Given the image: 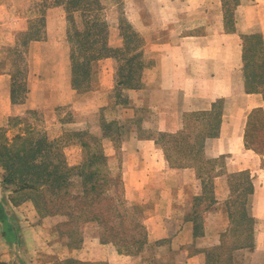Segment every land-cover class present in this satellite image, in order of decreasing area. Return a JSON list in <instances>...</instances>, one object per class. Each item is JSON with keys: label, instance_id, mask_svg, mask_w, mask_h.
Returning <instances> with one entry per match:
<instances>
[{"label": "crops", "instance_id": "obj_1", "mask_svg": "<svg viewBox=\"0 0 264 264\" xmlns=\"http://www.w3.org/2000/svg\"><path fill=\"white\" fill-rule=\"evenodd\" d=\"M19 6L15 3L13 13L2 10L11 9V4H0V36L14 40L42 17L32 8L23 5L24 10H20L22 5ZM133 7L135 17L127 19L141 41L135 52L150 58L151 62L144 70L143 85L125 91L129 100H118L113 95L118 86L116 54L93 62L87 88L79 89L71 84L69 55L58 37L67 32L69 13L60 4L46 9L45 35L26 41L27 92L19 105L27 109L73 108L81 113L104 107L134 110L129 119L120 114L106 119L118 122L121 136L120 142L112 147L107 144L104 152L109 157L120 154L125 190L143 209L141 219L147 228V239L167 252V264H206V249L219 245L222 233L231 224L226 205L231 191L224 175L249 172L253 191L249 194L248 206L255 217V245L236 249L234 257L238 264H264V204L261 206L259 202L264 196V155L247 146L245 139L250 113L264 108V90H247L242 36L246 32L244 24L255 23L264 39V0L247 5L238 2L234 23L230 26L225 20L223 0H135ZM193 15L204 20L205 26L183 32L189 21L196 19ZM209 15L215 17V22L209 21ZM128 21L122 18L119 22L122 34L119 46L127 41ZM209 22L214 29L209 27ZM11 78V60L0 55V125L15 107ZM213 109L219 110L221 124L218 134L207 140L205 153L225 160L217 164L221 172L214 178L215 199L211 203L207 201L200 210L203 189L197 168L170 165L156 133H176L183 127V114ZM140 110L147 114L138 116ZM135 115L136 119H132ZM6 200L7 208L14 206L9 219L21 231L24 259L28 263L47 264L39 257L59 246L53 252L63 251L61 260L143 264L144 255H132L121 251L114 242L102 240L97 221L85 223L78 244L64 245L56 239L43 241L29 220L31 213L26 211V205L30 203L15 206L9 195ZM63 218L57 214L45 219L55 222ZM4 229L0 221V260L9 263L8 250L13 247V240L5 237Z\"/></svg>", "mask_w": 264, "mask_h": 264}, {"label": "trees", "instance_id": "obj_2", "mask_svg": "<svg viewBox=\"0 0 264 264\" xmlns=\"http://www.w3.org/2000/svg\"><path fill=\"white\" fill-rule=\"evenodd\" d=\"M239 1L240 0H234L232 4L230 2V5L227 0H224L225 20L229 26L233 25L234 23V9ZM56 2L65 3V0H56ZM66 3L67 4L65 5L67 6L70 15H72L74 11L81 10L83 11V15L89 17L88 22L85 21L87 23L88 29L86 27L84 31H77V29L72 28L68 31L71 40H74L76 38L75 35L78 34L80 36V40L84 41L82 44L86 47V49L84 48L83 52L80 54H83L82 59H79L81 60V64H85V69H83L82 73H78L76 70L73 76V86L79 89H84L90 84V74L92 71L93 62L103 56L116 54V51L113 50L112 47H108L107 44L99 45L102 49V51L99 52L97 49H90V47H94L92 42H94L97 46V42L101 40L99 39L100 37L96 38L95 35L93 36L95 33L92 32V27L97 25L96 28H98L100 23H104L103 25L106 23L105 20L103 21L100 19V11L103 7L100 2L97 1L96 3H92L91 1L85 2L83 0H68L67 2L66 0ZM92 16L95 20L94 22L91 20ZM36 23H34L30 29L25 32L26 36L30 34L28 39H37L41 37L40 34L38 35L39 29L41 27L39 28ZM90 23L92 26H90ZM100 33H103V31L101 30ZM126 36L127 44L131 41H134L133 38L135 36L134 46H132V48L129 47L131 49V56L126 59L127 64H131L135 68L131 69V73L129 72V74H127L125 80L120 78L118 84H120V82H125L127 86L132 85L136 87L140 85V74L147 66V63H145V59L140 53L135 52V50L141 46V41L139 38H136L135 34L133 36L129 33ZM242 36L247 90H264L263 35L261 32H253L244 33ZM127 44L125 46H128ZM124 53L127 54L126 51H124ZM196 117L201 121V125H195V128L200 127V131L198 132H195L192 129L189 122L191 119L195 120ZM117 123V121L109 122L106 120V124L109 126L115 125ZM220 124L221 114L218 109L186 113L183 127L178 132L160 133V137H158L157 140L162 144L167 159L171 165H193L197 168L199 177H202L201 170L203 165L205 166L204 163L206 162V164L209 163V170L203 174V176L206 175L205 177L213 179L216 175H219V173L216 171L218 159L207 157L204 153V148L207 139L218 134ZM116 128L117 131H115V133L118 137H120L121 130L119 124ZM102 136L111 137V130L108 131L105 129L102 132ZM245 139L247 146L264 155V108L255 109L250 113ZM50 144L51 142H45L43 146L39 145L34 147L32 152L41 153L42 156H45V154H50L52 152V150L48 148V145ZM45 148L46 150H44ZM174 152H177L185 159H183V161L174 162V159L178 157ZM29 155L30 154H28L26 148L19 149L18 151L15 150L14 152L11 150L0 152V161L7 171L4 181L2 180L3 183L5 182L9 183V185H13L14 191L16 193L22 192L27 196V198L34 200L38 209L42 212L44 210L46 213L50 214L64 213L71 217L74 210H80L78 216L83 218L79 219V221L82 220L83 223L88 221H97L100 226L101 239L104 241L114 242L118 245L121 251L134 253L145 246V242L147 240V228L141 219V210H137V207L132 209V211H129L128 208L126 210L124 198L112 193L111 183L113 184L115 177L111 175L112 171L108 166V156L104 152L103 148H100L99 150H93L89 153L87 152V157L85 156L86 159L76 167L70 166L65 161L66 156L64 159L62 158L58 160L54 167H52L53 163L47 161H42L43 164L24 162L23 166L16 163L21 162L23 158H29ZM200 155V162H198L195 160V157ZM17 158L18 161H15ZM241 175H246V178L243 179L241 183L238 182V184L236 183L237 180H235V178ZM76 176L81 177L82 187L78 191H74L72 189L73 179ZM228 178L231 179L229 180V183L231 184L230 188L233 189V192L226 200V205L228 206L231 217V224L227 230L222 233L221 243L213 247L209 253H207V258H210L212 255L217 260L218 257L221 263H223L222 259L224 260V258H227V264H233V256L236 249L242 247H253L255 245V217L250 213L248 206V197L253 191L251 174L247 171L228 173ZM33 190L40 195L37 197L27 194L29 191L31 192ZM46 192L52 193L50 195H46L45 197L44 194ZM205 194L207 198L211 200V202L214 201V187L207 190ZM98 198L99 201L102 199L106 201L110 200L112 204L107 203L106 206L109 205L107 208H104V206H96L95 201ZM235 199L240 200L233 202ZM118 201L120 203H118ZM72 207L73 209L67 210L68 208ZM112 211L116 217L120 218L119 222L134 220L135 223L133 224V229L126 233L116 229L114 226L109 225L107 222L111 220ZM0 221L3 223L5 228V237H7L9 240H14V237L10 235L9 232L15 230L16 227L9 219V211L7 206L1 201ZM235 224L238 225L237 228L235 227ZM232 230H235V236H233L234 238H231L232 235L230 236ZM138 233L139 235L137 236ZM126 234H128V238L125 237ZM82 237L83 236L81 234V237L79 241L76 242V244L82 240ZM128 240H133V243H129ZM71 261L74 263H82L74 259H71Z\"/></svg>", "mask_w": 264, "mask_h": 264}, {"label": "rangeland", "instance_id": "obj_3", "mask_svg": "<svg viewBox=\"0 0 264 264\" xmlns=\"http://www.w3.org/2000/svg\"><path fill=\"white\" fill-rule=\"evenodd\" d=\"M81 1V0H80ZM83 1H91L92 3H96L97 1L102 4L101 8V18L103 21L105 20V25L104 23H100L98 28H96L97 25H94L92 27V32L93 36L95 35L96 38L100 37L97 40V46L95 45L94 42H92V45H94L93 48L90 47L91 50L97 49V51H102L100 48L102 44H107L108 47H112L113 50L116 51V57L118 58L117 61L115 62V79L117 78V82L119 81L120 78L126 79L127 74L129 72L131 73V69L135 68L131 64H127V60L131 55V49L132 46H134L135 43V36L134 34L136 33V30L132 24H130V20L128 21L127 18L129 19H134V2L135 0H83ZM228 3L231 4L234 2V0H227ZM241 3L247 5V4H252L255 0H240ZM239 1V2H240ZM258 1V0H256ZM68 2V0H67ZM224 2V0H223ZM17 3L18 5H25L27 7L32 8L36 14L42 15V17H39L37 19L36 25L40 28L38 35L40 34V38L45 35V27H46V19H45V12L46 9L51 8L56 5H64V7L67 9V6L65 3L61 2H56V0H0V4H11V9L4 8L2 10H12L13 6ZM83 3V2H82ZM80 3V4H82ZM230 4V5H231ZM19 6V7H20ZM128 9L125 10V8ZM237 6V5H236ZM18 7V8H19ZM225 8V6H224ZM1 10V8H0ZM13 11V10H12ZM125 11L128 13L125 15ZM235 11L234 9V16H235ZM14 13V11H13ZM69 13V11H68ZM68 14V19L66 23V29L67 32H62L58 37H61V41L64 43V47L66 50V53L69 55V81L73 85V76L76 70L78 73H82L83 69H85V64H81V60L83 57V54L80 55L83 52V49L86 47L82 44L84 41L80 40V36L76 34V38L74 40H71L69 37V29H77V31L80 30H85L87 27L88 18L86 15H83V11L77 10L74 11L72 15ZM214 15V14H212ZM70 17V19H69ZM72 17V18H71ZM194 18L197 16L193 15ZM122 18L128 21V25L126 26V31L129 34H132L134 36V41H131L130 43H124L122 46L118 45L121 32H119V22L122 20ZM209 21L215 22V17L209 15L208 17ZM40 20V22H39ZM91 20L93 22L95 21L93 16L91 17ZM71 21V22H70ZM86 21V22H85ZM205 21L201 20L200 18L192 19L189 21L186 29L183 32L186 31H194L195 29H199L198 27H204L205 26ZM74 24V25H73ZM214 29V25H212L210 22L208 23ZM89 25V23H88ZM246 27L244 28L246 30L245 33H254L259 32L258 29L259 26L255 25V23L248 25V23L244 24ZM90 26L91 23H90ZM209 28V30H210ZM88 29V27H87ZM103 31V33H100V31ZM253 30V31H251ZM106 33H105V32ZM251 31V32H249ZM99 32V33H98ZM22 35H18L15 37L14 40L10 38H4L5 36H0V55H4V57H8L11 60V86H12V101L15 104V107L13 108V113L7 117L4 121H2L0 125V152H6L8 150L11 151H18L19 149H25L28 151L29 158H23L21 162H16L19 165L24 164V162H29V163H40L43 164L42 161H47L51 162L52 167L55 166L56 162L60 159H64L65 161L70 165V166H78L80 163H82L86 159V153L92 152L93 150H99L100 148H104L107 146V144H110V147H112L114 144L120 142V137H118L115 133L117 131L116 127L118 126V123L112 126H109L106 124V119H111V117H114L115 115H122L125 119H129L131 115H133L134 110L133 109H128V110H117L116 108H109L104 107L100 108L98 110H94L89 113H81L73 108H64V107H57L55 110H49V109H27L22 107L23 103V98L27 92V82H26V64H25V52H26V39H28V36L30 35H25V32H23ZM80 33V32H79ZM113 35V36H112ZM112 36V38H111ZM114 37V38H113ZM39 39V38H37ZM112 44V45H111ZM116 46H113L115 45ZM128 46H125V45ZM125 46V47H124ZM130 47V48H129ZM103 48V47H102ZM126 51L127 54L123 55L120 54L121 52ZM75 53V54H74ZM74 54V56H73ZM81 56V57H80ZM145 63H147V66H150V58H145ZM148 59V61H147ZM147 66L142 70L140 74V85L139 86H127L125 82L118 84V86L114 89L113 95L116 96V98L119 100H129L128 95L125 94L126 90L129 89H136L139 88L141 85H143V73L144 70L147 68ZM148 66V67H149ZM79 69V70H78ZM147 114V111L145 110H140L138 112V116H143ZM118 117V116H116ZM184 117L185 114H183V122H184ZM191 118V117H190ZM107 119V120H108ZM122 119V118H121ZM132 119H136L133 116ZM207 119V118H206ZM61 122H63V127H61ZM190 126L195 132L200 131V127L195 128V125H201V121L197 119V117L194 119H191L190 121ZM107 129L108 131L111 130L112 136L108 137L111 139H106L104 140L105 137L102 136V132ZM61 133V134H60ZM156 137H160V133H156ZM161 139V138H160ZM208 140V139H207ZM45 142H51L50 145H48V148L52 150L50 154H45V156H42L41 153H34L32 152V149L34 147H37L39 145H44ZM207 142V141H206ZM85 143V144H83ZM113 143V144H112ZM161 144V143H159ZM162 146V144H161ZM46 150V148L44 149ZM205 150V148H204ZM176 156L174 159V162H179L183 161V156H180L177 152H174ZM205 153V151H204ZM207 157H210L205 153ZM86 156V157H85ZM108 156V166L111 168L112 171V176L115 177L113 180V184L111 183V189L112 193L116 194L118 196H122L124 198L125 202V209L129 211H132V209H135L137 207V210H143L138 204H136L132 200V195L127 193V190H125V186L123 184V179H122V172H121V156L120 154L112 155L111 157ZM200 156H196L195 160L200 162ZM211 158V157H210ZM217 159V158H216ZM224 158H220L217 161V164H222L224 162ZM18 161V158L15 160ZM170 164V162H169ZM205 166L203 165L202 167V173H201V181H202V189H203V198L200 200V205L199 209L202 210L205 207V204L207 201L211 203V200L207 198L206 192L207 190L213 188L215 181L213 179H209L203 174H205L209 169V163L206 164L204 163ZM171 165V164H170ZM217 167V166H216ZM218 173L220 174L221 171L217 170ZM121 174V176H120ZM225 174V173H224ZM7 175V171L5 167L2 165V162L0 161V201L5 202L7 206V196H10L11 202L15 206H19L20 204H23L24 202H29V205H26V211L31 213V217L29 218L32 226L36 228L37 230V237L43 241H49L56 239L62 244L66 245H74L76 242L79 241L82 232L84 231V226L85 223H83L82 220L79 221V219L83 218L78 216L80 213V210H74L73 214L71 217L67 216L64 213H56V214H50L46 213L44 210L43 212L40 211L35 203L34 200L27 198L24 193H19L14 191V186L9 185V183H3L2 180L4 181V178ZM224 177L227 179V185L229 186V190L231 189L230 186L231 184L229 183L228 174L224 175ZM246 178V175H241L235 178L236 183H241L243 179ZM233 183V184H236ZM238 183V184H239ZM11 184V183H10ZM81 177L76 176L73 179L72 183V189L74 191H78L81 189ZM236 189V186H235ZM234 189V191H235ZM232 190V191H231ZM231 193L233 192V189H231ZM52 192H46L44 196L50 195ZM237 193V192H236ZM235 193V196H236ZM28 195H33V196H39L40 194L37 193L36 191H29L27 193ZM41 198V197H40ZM240 199H235L233 202L239 201ZM206 201V202H204ZM259 202H261V206L264 204V196L259 199ZM107 203L112 202L106 201V200H100L99 198L95 201V205L99 207L104 208L108 207L106 206ZM118 203H120L118 201ZM234 204V203H233ZM145 208V207H144ZM228 208V206H227ZM13 209L14 211V206H11L9 209L8 206V211L9 214L12 212L11 210ZM72 208H68L67 210H71ZM114 209V206H113ZM114 211V210H113ZM112 211V217L111 220L108 221L107 223L111 226L116 227V229H119L123 232L128 233L130 230L133 229V224L135 223L134 220H129L127 222H119L120 218L116 217V215L113 214ZM36 213V214H34ZM111 214V212L109 211ZM63 215L65 216L64 220L61 221H55L52 222L53 220H47L45 219L47 216L51 215ZM109 214V215H110ZM114 215V216H113ZM18 218V217H17ZM45 219V220H44ZM16 220V216H15ZM54 223V224H53ZM107 224V225H108ZM264 224V223H263ZM15 230H12L9 232L10 235L14 237L13 240V247H9L8 252H9V257H10V262H6L5 260H0V264H36L33 261L27 262L24 259V247H23V238L21 237V231L18 226H15ZM100 227V226H99ZM235 227L237 228L238 225L235 224ZM140 231V230H139ZM100 232V231H99ZM235 233V230H232L230 236L231 238H234L233 236ZM255 234H256V229L254 232V239H255ZM83 235V234H82ZM139 233L137 234V236ZM101 236V235H100ZM125 237L128 238V234L125 235ZM263 238H264V230H263ZM129 243H133V240H128ZM164 242V239H163ZM145 246L142 247V249L135 251L132 253V255H144L142 258L143 264H167L165 263V260L167 261V252L165 250H161L159 247H157L156 244H152L148 241V239L145 242ZM160 244L162 241L159 242ZM59 246L54 247L52 250H49V252H44L39 259H43L47 262V264H85V263H74L71 261V258L63 259L61 260L59 257L64 255V252L61 251V254H57V252H53L54 250L58 249ZM213 247H210L206 249V264H227V258L222 259L223 263L219 261V258L217 257L214 258L212 255L210 258H207V253L212 249ZM26 254V253H25ZM33 256V255H32ZM209 259V262H208ZM233 264H238L235 261V257L233 256ZM40 264H46V263H40ZM97 264H103V263H97Z\"/></svg>", "mask_w": 264, "mask_h": 264}]
</instances>
